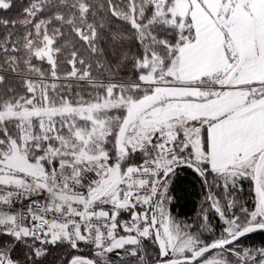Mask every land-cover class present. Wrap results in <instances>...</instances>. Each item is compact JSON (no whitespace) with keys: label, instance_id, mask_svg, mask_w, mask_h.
<instances>
[{"label":"snow or ice","instance_id":"1","mask_svg":"<svg viewBox=\"0 0 264 264\" xmlns=\"http://www.w3.org/2000/svg\"><path fill=\"white\" fill-rule=\"evenodd\" d=\"M14 8L0 264H264L244 244L264 232V0ZM181 170L205 190L191 223L171 211Z\"/></svg>","mask_w":264,"mask_h":264},{"label":"trees","instance_id":"2","mask_svg":"<svg viewBox=\"0 0 264 264\" xmlns=\"http://www.w3.org/2000/svg\"><path fill=\"white\" fill-rule=\"evenodd\" d=\"M17 5L24 2V0H16ZM92 4H102L104 0H90ZM101 15H105L102 11ZM18 15V9L14 8L11 11H0V18H15ZM99 18V17H98ZM23 32V28L11 29L5 28L0 25V39L5 37L9 31ZM174 187L176 189L174 196L177 197L172 207V215L178 220H183L191 223L199 214L201 204L204 198V191L198 180L195 179L193 173L190 170H181L177 176L174 177ZM244 193L241 195L247 198L249 191V185L244 183ZM211 222L216 226L217 230L220 228V222L218 218L213 214ZM246 246H261L264 245V232H258L250 234V236L244 241Z\"/></svg>","mask_w":264,"mask_h":264}]
</instances>
